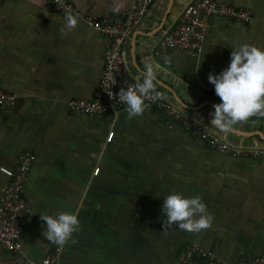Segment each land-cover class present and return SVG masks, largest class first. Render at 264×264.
Here are the masks:
<instances>
[{
    "label": "crops",
    "instance_id": "0c3cea01",
    "mask_svg": "<svg viewBox=\"0 0 264 264\" xmlns=\"http://www.w3.org/2000/svg\"><path fill=\"white\" fill-rule=\"evenodd\" d=\"M98 18L122 16L134 0H70ZM196 0H155L125 42L126 69L135 81L145 61L159 65L157 91L228 144L264 148V119L250 117L228 133L210 125L217 74L239 44L264 49V0H216L250 12L240 23L212 18L199 57L154 51ZM64 15L46 0H0V89L17 97L0 110V169L16 168L21 155L36 161L24 195L30 213L22 251L0 244V264L39 263L60 246L48 242L41 215L78 214L79 229L61 248L59 264H180L195 242L227 262L264 256V156L223 154L181 126L169 129L162 112L127 118L86 116L68 109L72 99L91 100L102 76L109 41L78 19L62 34ZM114 132L111 142L107 141ZM96 169H99L95 175ZM7 177L0 171V197ZM171 193L199 196L213 222L199 233L165 230L163 198Z\"/></svg>",
    "mask_w": 264,
    "mask_h": 264
},
{
    "label": "built area",
    "instance_id": "2783aa9c",
    "mask_svg": "<svg viewBox=\"0 0 264 264\" xmlns=\"http://www.w3.org/2000/svg\"><path fill=\"white\" fill-rule=\"evenodd\" d=\"M46 2L59 14L65 16L66 13H71L78 17L109 41V47L104 56L102 76L93 99H72L67 103L68 109L73 113L90 117L118 114L125 108V105L118 100V92L122 88L135 86V81L129 77L126 69L123 56L124 45L144 20L155 0H134L126 14L101 18L81 12L70 0H46ZM212 18H224L244 24L253 20L246 9L222 4L216 0H196L185 9L177 27L159 42L154 51L155 56L163 58L167 52L175 51L199 57L204 50ZM211 97L220 102L215 92L211 93ZM16 103L15 95L0 89L1 111L13 108ZM145 103L147 113L159 111L164 114L169 129H173L176 125L181 126L186 132L223 154L246 158L264 156V148H237L228 144L205 125L187 116L175 104L161 98L156 100L148 98ZM253 116L264 119L262 114ZM113 137L114 132H110L107 141L111 142ZM35 161V154L26 152L21 155L16 168L0 169L8 179L0 197V244L12 254L20 253L23 247L22 231L30 213L24 188ZM98 172L99 169H96L95 175ZM60 252V247L55 248L41 262L31 264H59ZM179 261L180 264H264V256L258 258L241 256L237 262L230 263L200 244L191 242L181 252Z\"/></svg>",
    "mask_w": 264,
    "mask_h": 264
},
{
    "label": "clouds",
    "instance_id": "9594fccd",
    "mask_svg": "<svg viewBox=\"0 0 264 264\" xmlns=\"http://www.w3.org/2000/svg\"><path fill=\"white\" fill-rule=\"evenodd\" d=\"M77 24L78 17L66 13L60 31L65 34ZM231 49L228 66L217 74L210 73L207 78L220 100L213 105L209 124L224 133L253 115H264V49L248 44H239ZM159 71L158 64L145 61L143 69L138 70L134 78L135 86L118 92V100L125 105L128 119L144 113L148 98H161V93L157 91ZM161 211L166 218L165 230L175 226L186 232L199 233L213 222V216L199 196L185 197L180 193H171L163 198ZM41 219L45 222L42 235L48 242L60 247L69 241L75 243L73 233L80 225L78 214L61 211L54 215H41Z\"/></svg>",
    "mask_w": 264,
    "mask_h": 264
}]
</instances>
